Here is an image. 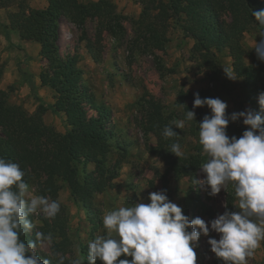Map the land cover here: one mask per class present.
Wrapping results in <instances>:
<instances>
[{
    "label": "trees",
    "instance_id": "16d2710c",
    "mask_svg": "<svg viewBox=\"0 0 264 264\" xmlns=\"http://www.w3.org/2000/svg\"><path fill=\"white\" fill-rule=\"evenodd\" d=\"M141 12L133 21V37L130 44L144 51L162 50L167 42L166 27L170 21L179 27L184 37L194 41L192 56L214 70L217 52H227L232 60V68L237 79L248 89L253 98L264 92V66L257 59L254 49L248 53L241 41L253 28L264 31L255 21L253 12L264 9V0H139ZM15 6L16 12L6 14L7 23H0L2 36L11 44L10 35L16 33L21 40L35 42L40 46L38 55L45 61L39 74L41 87L54 91V103L48 107L38 106L29 114L22 106L9 104L8 94L0 89V157L18 163L25 172L24 181L34 185L36 194L57 201L61 184L68 186L73 203L84 211L90 225L92 236L102 223L99 210L93 203V197L112 188V182L118 176L121 159L110 162L113 147L121 149L114 139V130L110 125L109 111L96 102L88 87L83 83L82 72L77 67L75 55H64L60 48L62 38L61 25L66 22L79 28V42L84 43L87 54L94 63L101 60V40L106 32L113 38H122L125 34V17L117 12L116 5L110 0L88 1L47 0L44 9H31L25 0H0V9ZM228 17L222 22L221 17ZM94 21L95 33L91 40L87 37L85 25ZM16 50L21 51L18 47ZM244 57L250 60L246 64ZM18 73L33 91L32 77L17 67ZM3 74L0 65V78ZM211 74V80L217 81V72ZM200 96L206 91L198 92ZM255 94V95H254ZM185 100L194 102V95L180 91L177 104L181 105V115L165 112L163 105L147 95L139 99L143 109V129L156 138V146L149 151L161 158L166 166L164 174L172 173L174 179L188 177L195 182V175L208 157L199 143V124L202 121L198 108L194 109L195 121H185L189 135L195 140L194 151L187 157H176L170 153L172 143L180 144L178 134L172 138L163 136L165 126H173L174 121L185 120L187 110ZM252 104H255L253 99ZM259 109V108H258ZM50 110L53 115L64 117L65 133H59L43 121L44 113ZM94 113V114H93ZM177 115V116H176ZM264 117V115H262ZM112 164V165H111ZM91 167V169H90ZM228 185L226 192V210L234 212V188ZM58 202V201H57ZM33 229L21 239L25 242L36 241L34 217L30 216ZM44 227H50L65 234L64 209L55 218L40 217ZM41 230V228H40ZM95 239V238H94ZM37 242V246L39 241ZM41 259L46 257L35 249ZM88 250L83 264H88ZM118 259L131 257L121 256ZM50 264H56L50 261ZM96 264H101L97 260ZM213 264H223L219 258Z\"/></svg>",
    "mask_w": 264,
    "mask_h": 264
},
{
    "label": "rangeland",
    "instance_id": "374dc122",
    "mask_svg": "<svg viewBox=\"0 0 264 264\" xmlns=\"http://www.w3.org/2000/svg\"><path fill=\"white\" fill-rule=\"evenodd\" d=\"M33 1L36 3L35 0H25L29 8ZM78 1L86 3L91 0ZM110 1L116 5L117 12L125 17L123 22L125 34L122 38L116 39L106 32L103 33L99 63L92 61L84 48V43L78 41L81 35L79 28L71 26L72 31H69L68 24L64 22L61 25L62 38L60 41V48L64 55L76 56L77 67L82 72L83 83L88 87L96 102L103 104L108 109L110 125L114 130V139L111 143L117 142L121 145V149L113 147L110 154L111 163H114L117 158L121 159L118 176L112 182V188L93 197V203L100 213L101 223L106 213L117 210L121 206H132L139 201L149 203V193L161 190L166 191L169 201L182 208L183 214L189 220L199 216L206 222H210L226 211L225 196L228 185L233 189L232 185L228 184L218 194L211 196L209 195L210 189L198 183L204 179L201 169L196 172L195 182L188 177L174 179L172 173L164 174L166 171L164 161L149 151L156 146L157 141L151 133L145 132L143 129L144 113L140 107L139 99L147 95V97L160 102L168 114L176 112L177 115H181L182 107L179 103L177 104L180 91L193 95L206 91L200 97L219 98L225 101L227 103L226 115L230 117L232 113L245 110L264 115V111H261L258 103V97L253 98L239 79L230 80L225 76L223 68L232 67V60L226 51L216 53L215 68L210 73L213 75L214 72H217L218 78L217 81H212L208 67L201 65L202 62L191 54L194 41L184 37L182 30L172 24V21L166 27L167 42L162 50L148 52L141 47L132 46L130 44L133 37L132 24L141 12L139 0ZM31 9L37 10L34 5ZM5 10L7 13L16 12L17 8L12 6ZM221 21L227 23L228 17L223 15ZM95 26V22L90 20L85 25L87 37L91 40L94 38ZM260 34L256 28H253L243 36L241 43L247 53L252 49L253 41L259 42ZM13 51V47L4 41L0 31V65L3 68L0 89L7 92L9 104L20 105L26 112L32 114L36 101L31 100L30 94L24 96L19 84L12 83V77L16 72L15 63L11 62L13 73L5 68L8 60L14 59L10 56ZM244 61L246 64L250 63L247 57H244ZM35 62L39 66L38 73L40 74L45 61L41 60L38 55ZM261 64L264 66V62ZM44 88L51 91L54 103V91L49 87ZM45 99H48V96ZM252 99L255 104L251 103ZM185 105L193 108L192 100H185ZM198 111L202 120L206 115H210V110L206 106L198 108ZM62 118L57 115L49 117V119L45 117L43 121L55 131L65 133L67 128L64 117L62 116ZM178 130L180 145L184 153L182 157H187L193 153L196 142L189 135L186 124ZM245 130L246 126L243 125L242 120H237L229 122L226 132L229 137L239 138ZM29 190L33 195H37L34 185H29ZM57 201L64 209L65 234L61 236L58 231L44 227L39 219L48 217L38 211L33 214L36 232H42L45 235L51 234L52 243L39 242L37 249L56 264H61V262L62 264H72L76 259L81 260V264H83L89 241L94 240L97 235H107V232L101 225L100 229L92 236L84 211L73 203L65 183L61 184ZM233 207L234 212L239 211L238 198H234ZM209 238L219 240V235L210 231L208 237L201 236L199 238L198 246L195 248L196 264L214 263L216 257L210 252V246L207 244ZM247 264H264V241H261L260 247L251 257L247 258Z\"/></svg>",
    "mask_w": 264,
    "mask_h": 264
},
{
    "label": "clouds",
    "instance_id": "9594fccd",
    "mask_svg": "<svg viewBox=\"0 0 264 264\" xmlns=\"http://www.w3.org/2000/svg\"><path fill=\"white\" fill-rule=\"evenodd\" d=\"M264 29V9L252 13ZM252 49L264 62V31ZM225 76L236 79L232 67L223 68ZM258 103L264 111V92ZM207 107L199 124V143L208 160L201 171L202 186L215 196L231 184L238 198V212L227 210L210 222L201 217L189 220L182 208L169 201L166 191L150 192L149 203L137 202L121 206L102 218L107 235H97L88 243V264H196L195 248L201 236L209 232L219 240L209 238L210 252L223 264H247L255 250L264 241V117L245 110L226 115L227 103L219 98H201L194 94L193 109ZM242 120L246 130L237 138L229 137L226 129L230 121ZM185 121H195V112L187 110L185 120L174 121L163 129V136L178 134L174 128H183ZM170 153L184 155L179 143H172ZM25 172L18 163L0 157V264H50L41 259L35 249L37 242L52 243V235L36 233V241L21 239L33 229L30 216L38 211L55 218L60 204L46 196L33 195L24 181ZM115 233V236H113ZM121 256L129 259H118ZM62 264V262H61ZM72 264H81L76 259Z\"/></svg>",
    "mask_w": 264,
    "mask_h": 264
},
{
    "label": "crops",
    "instance_id": "0c3cea01",
    "mask_svg": "<svg viewBox=\"0 0 264 264\" xmlns=\"http://www.w3.org/2000/svg\"><path fill=\"white\" fill-rule=\"evenodd\" d=\"M35 1H36V3H34V1H33V3H30L31 8H33V5H34V8H37V9L46 8L47 0H35ZM91 1H97V0H91ZM6 13H7V10L0 9V23H4V24L7 23ZM3 39H4V37H3ZM10 39H11V44L14 47H18L21 50V51H17L13 47L15 52L14 51L11 52L10 56H11V58H14V59H9L6 66H5L7 71H10V73H13V71L11 69L12 68L11 62L15 63L14 69L16 70V72H15L16 74L14 73V76L12 77V83L15 82L17 85L19 84V87L22 90L21 93H24V96H27L30 94L31 100L36 101L34 111H35L36 107L39 105H42L43 107H48V106L52 105L53 104V97H52L51 91H49L47 88L41 87L40 82H39V78H38L39 66L37 65V62H35V61H36V58L38 56L39 49H40L39 44L35 43V42H29V41L21 40L16 33H12L10 35ZM4 41L6 42L5 39H4ZM18 65L21 67V69L24 72H26L27 74H29L32 77V82L34 85L33 91L30 90L28 83L24 79H22L21 76L18 74V72H17L18 71V69H17ZM4 77H5V74H4ZM47 96H48V99H45V98H47ZM52 116L56 117L55 115L52 114V112L50 110H47L44 113L43 118L46 117L49 119V117H52ZM61 118H62V116H61ZM62 120H63V118H62Z\"/></svg>",
    "mask_w": 264,
    "mask_h": 264
}]
</instances>
